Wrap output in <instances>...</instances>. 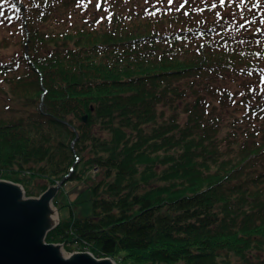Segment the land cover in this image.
<instances>
[{
    "label": "trees",
    "instance_id": "obj_1",
    "mask_svg": "<svg viewBox=\"0 0 264 264\" xmlns=\"http://www.w3.org/2000/svg\"><path fill=\"white\" fill-rule=\"evenodd\" d=\"M261 83L264 0H0V178L89 175L91 214L48 242L117 264L260 262Z\"/></svg>",
    "mask_w": 264,
    "mask_h": 264
},
{
    "label": "water",
    "instance_id": "obj_2",
    "mask_svg": "<svg viewBox=\"0 0 264 264\" xmlns=\"http://www.w3.org/2000/svg\"><path fill=\"white\" fill-rule=\"evenodd\" d=\"M66 178L38 196H26L22 184L0 179V264H117L87 250L67 254L62 243L46 240L60 221L54 198Z\"/></svg>",
    "mask_w": 264,
    "mask_h": 264
},
{
    "label": "rangeland",
    "instance_id": "obj_3",
    "mask_svg": "<svg viewBox=\"0 0 264 264\" xmlns=\"http://www.w3.org/2000/svg\"><path fill=\"white\" fill-rule=\"evenodd\" d=\"M168 1L169 0H164L165 3H167ZM7 10L11 11L12 9H10V7H7ZM15 26H19V24L15 23V25H12L11 26L12 30L15 28ZM261 86H262V83H261ZM15 174H20V172H17ZM26 176H27V180L25 183H22V186L25 187V190L27 188L33 194V195L29 194V192H27L26 190V196H38V194H41L46 189V186H44L45 184L44 180L39 179L37 177H33L31 175H26ZM88 177L89 175H85L81 179L68 180L60 188L59 192L54 198V204L57 207L60 220L64 221L66 219H69L70 217H77V216L85 217L91 214V209H92L91 200H90L91 193L88 188ZM237 241L238 239H235L229 242V245L232 246L233 248V250H230V253H233V254L236 253V250H235L236 247H234V245L237 244ZM63 248L66 253H71L75 251H86L84 246L79 243L75 245L69 244V245H66V247L63 246ZM260 253L264 257V251L262 250L260 251ZM251 260L253 261V259ZM262 261L264 262V259L260 260V262ZM260 262L259 260L256 259L253 261V264L255 263L260 264Z\"/></svg>",
    "mask_w": 264,
    "mask_h": 264
},
{
    "label": "snow or ice",
    "instance_id": "obj_4",
    "mask_svg": "<svg viewBox=\"0 0 264 264\" xmlns=\"http://www.w3.org/2000/svg\"><path fill=\"white\" fill-rule=\"evenodd\" d=\"M171 2H172V0H169V3H171ZM222 2H223V0H222ZM97 7H99V5ZM213 7H215V5H213Z\"/></svg>",
    "mask_w": 264,
    "mask_h": 264
},
{
    "label": "bare ground",
    "instance_id": "obj_5",
    "mask_svg": "<svg viewBox=\"0 0 264 264\" xmlns=\"http://www.w3.org/2000/svg\"><path fill=\"white\" fill-rule=\"evenodd\" d=\"M0 179H2V178H0ZM54 243H60V242H54ZM68 254V253H67Z\"/></svg>",
    "mask_w": 264,
    "mask_h": 264
}]
</instances>
